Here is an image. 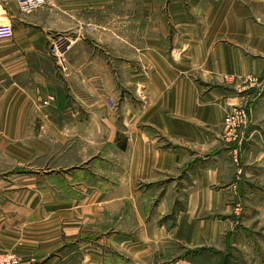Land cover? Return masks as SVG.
Listing matches in <instances>:
<instances>
[{"label": "crops", "instance_id": "1", "mask_svg": "<svg viewBox=\"0 0 264 264\" xmlns=\"http://www.w3.org/2000/svg\"><path fill=\"white\" fill-rule=\"evenodd\" d=\"M139 3L0 0V253L19 264H220L264 242V118L223 136L261 85L264 0Z\"/></svg>", "mask_w": 264, "mask_h": 264}, {"label": "rangeland", "instance_id": "2", "mask_svg": "<svg viewBox=\"0 0 264 264\" xmlns=\"http://www.w3.org/2000/svg\"><path fill=\"white\" fill-rule=\"evenodd\" d=\"M98 1L101 2V0H97V2ZM112 1H113V3H115L116 1L127 2L128 3V13L131 16H132V14H133V16L134 15L142 16V15H144V12L146 9L149 12H151L150 8L141 7V3H139V2H142V0H112ZM133 4H137V5L135 6ZM115 8L109 9V14L106 15V17H110V16L114 17L116 14H119L118 8H116V9ZM123 10L125 11V9H123ZM95 11H96L97 15L102 16L100 9H96ZM81 13H82L81 15H84L85 12L82 11ZM112 23H114V22H112ZM111 27L118 29L117 25H111ZM131 27H133L131 29V32H134L135 28H137L138 26L133 25ZM64 34H66V35H63V36L66 37L67 39H69V37L71 36L70 31H68V32L65 31ZM56 37H58V36H56ZM55 59L57 61V65L59 67H61L62 66L61 63L63 61H59L57 58H55ZM257 81L261 82V85L259 84L257 87H255V89H253L254 91L253 92L251 91L249 94H247V96L241 95V97H240L241 102L239 103V106H236L234 109L227 112V114H228L230 112H233L236 110H241L242 108H244V110L246 111V115H247V123L238 128L242 132L248 126V124H250V118H251V116L253 117L255 110H256L255 111L256 114L260 113L258 115V116H260V119L264 118V117H262L264 114V101H262V100H264V98H263L264 97V74L259 75L257 77ZM259 101H261L262 103L260 102L261 103L260 104ZM223 136L225 139H226V137H228L225 134ZM231 139L236 140L237 138L236 139L231 138ZM241 139H242V137H241ZM236 154L238 155V153H236ZM239 162H240V160L237 157L235 159V163L238 164ZM241 172H242V169H241V167H239L238 174H241ZM238 210H240V207H238ZM251 236L253 237V240H254L253 242H251L250 244L245 243L246 247L243 246V243H240L238 247L232 248L230 251H228L227 256L225 257V259L220 264H264L263 234L253 233V234H251ZM213 259H214V257H213ZM215 260H216V257H215L214 261Z\"/></svg>", "mask_w": 264, "mask_h": 264}, {"label": "built area", "instance_id": "3", "mask_svg": "<svg viewBox=\"0 0 264 264\" xmlns=\"http://www.w3.org/2000/svg\"><path fill=\"white\" fill-rule=\"evenodd\" d=\"M51 2V0H17L19 8L22 12H31L42 5ZM67 46V41L63 37H58L53 44V52L55 57L63 61V49ZM44 104H47L44 101ZM247 123V115L244 108L226 114L223 121V133L228 137L236 139L238 136V128ZM20 258L14 252L0 253V264H19Z\"/></svg>", "mask_w": 264, "mask_h": 264}]
</instances>
